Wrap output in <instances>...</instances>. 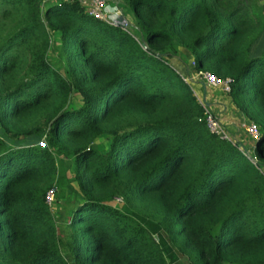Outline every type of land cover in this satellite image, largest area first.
<instances>
[{
	"label": "trees",
	"instance_id": "16d2710c",
	"mask_svg": "<svg viewBox=\"0 0 264 264\" xmlns=\"http://www.w3.org/2000/svg\"><path fill=\"white\" fill-rule=\"evenodd\" d=\"M115 4L125 27L78 0H0V264H169L171 250L264 264V0ZM179 47L194 70L229 78L258 127L254 154L208 128L168 62ZM63 155L77 192L59 238L45 194L62 195Z\"/></svg>",
	"mask_w": 264,
	"mask_h": 264
},
{
	"label": "crops",
	"instance_id": "0c3cea01",
	"mask_svg": "<svg viewBox=\"0 0 264 264\" xmlns=\"http://www.w3.org/2000/svg\"><path fill=\"white\" fill-rule=\"evenodd\" d=\"M107 9L112 8L111 6H116L115 4L116 0H105ZM112 4V5H110ZM120 12L123 14V17L127 20L128 17L125 15L121 9H119ZM113 13V12H112ZM114 15L112 16V18ZM115 18V17H114ZM179 50L181 51L180 56H174L169 58L168 62L170 65L182 76L184 74L190 73V79L191 82V88L199 90L200 92V101L204 104V106L210 110L221 126L223 128L227 127L233 128V131H229L228 129L225 130L231 139L239 146H242L246 149L244 144H248L249 146L254 147V141L253 139L244 131V129L241 127V122H247L249 121L247 117L235 107L234 103L230 99L227 92H224L221 90L220 86L218 85H212L209 83H206L201 78L194 76L193 72L194 66L190 57V54L185 51L184 48L179 47ZM184 51V52H183ZM184 53V54H183ZM187 53V54H186ZM189 55V56H188ZM229 125L228 126H225ZM248 150V149H246Z\"/></svg>",
	"mask_w": 264,
	"mask_h": 264
},
{
	"label": "rangeland",
	"instance_id": "374dc122",
	"mask_svg": "<svg viewBox=\"0 0 264 264\" xmlns=\"http://www.w3.org/2000/svg\"><path fill=\"white\" fill-rule=\"evenodd\" d=\"M110 5H112V4H110ZM111 7H114V6L112 5ZM126 23H127V21H126ZM125 26H126V24L124 25V27ZM53 38L56 39L57 35L53 34L52 35V39ZM185 51L188 53L187 50H185ZM48 57L51 60L52 66L54 68L60 70L61 69L60 65L53 59L52 55L49 54ZM189 75H190V73L189 74H184V75H182V78L184 79L185 82H187L189 84V86H191V84H190L191 82L189 81V79H190ZM191 90H192L193 94L195 95L196 99L199 102H201L200 101L201 96H200L199 90L195 89V87L193 89L191 88ZM69 99H70V101L67 104L68 107H76V106L79 105L78 95L76 93H73ZM225 126L229 127V125H226V124H225ZM227 129H228L227 127L223 128L224 131L227 130ZM228 130L231 132V131H233V128H229ZM225 133L228 136V138H232V137H230V135H228V133L226 131H225ZM40 140H41L40 138H37L32 143H38ZM20 143L21 144H25L27 142H24L23 140H18L16 142H12V144H15V145L20 144ZM94 143H95L94 145L97 146L101 150L107 148V138L104 137V136H101V137H98V139H95ZM244 145H245L246 149H248L246 151L249 154H254V147L249 146L248 144H244ZM259 169L262 172H264V165L262 166L260 164ZM57 175H58V177L60 179V182L62 184V195L61 196L58 195V198L56 197V199H55L54 193L57 192V187L56 188L54 187L55 189L53 187L49 188V189H52V190L54 189V193L52 195V198L49 200L48 205L51 207V210L53 212V216L55 218V225H56V229H57V235H58L59 238L60 237L63 238L64 234H66L68 232V229L66 227V224L63 222V219L65 217L67 219V215H68V212H69L68 211L69 210V206H70L71 201H72L71 197L75 194V193L72 192V190H76V192H77V185H76V182L73 179V168H72L71 157L63 155L61 162L57 161ZM63 182H64V184H63ZM109 203H111L115 207H119L122 204V199H120L118 197H116V198L114 197L113 199H111L109 201ZM57 210L60 211V215L58 213H56ZM154 238L157 240L155 235H154ZM170 255L173 256V257H171L172 259L175 257V255H176V258L174 259L175 261L173 260V262L172 261H168L169 264H191L189 259L185 255H182L180 257V253L175 252L173 250H171ZM171 258H169V259H171Z\"/></svg>",
	"mask_w": 264,
	"mask_h": 264
},
{
	"label": "built area",
	"instance_id": "2783aa9c",
	"mask_svg": "<svg viewBox=\"0 0 264 264\" xmlns=\"http://www.w3.org/2000/svg\"><path fill=\"white\" fill-rule=\"evenodd\" d=\"M78 2L81 4L86 14L94 18L101 19V20L108 21V22H112V20L117 15V13L120 12V10H118L116 6L110 9H107L105 0H78ZM113 15L114 17L112 18ZM193 75L201 78L206 83L220 86L221 90L224 92L229 91V78L228 77L219 78L211 74L210 72L203 71V70H195ZM205 118H206V124L211 131L217 133L221 137L228 138V136L226 135L225 131L223 130V127L221 126L217 118L207 108L205 109ZM241 127L253 139V141L257 139L258 127L255 123L251 121L241 122ZM228 139H231V138H228ZM248 156L254 165L259 164V162L254 156H250V155ZM53 192H54V189L53 190L48 189L46 191L45 201L47 203L52 198Z\"/></svg>",
	"mask_w": 264,
	"mask_h": 264
},
{
	"label": "water",
	"instance_id": "95a60500",
	"mask_svg": "<svg viewBox=\"0 0 264 264\" xmlns=\"http://www.w3.org/2000/svg\"><path fill=\"white\" fill-rule=\"evenodd\" d=\"M112 23L120 25L123 27L126 23V20L123 17V14L121 12H118L117 15L115 16V18L112 20ZM140 44L142 47L145 46L144 42H141Z\"/></svg>",
	"mask_w": 264,
	"mask_h": 264
},
{
	"label": "clouds",
	"instance_id": "9594fccd",
	"mask_svg": "<svg viewBox=\"0 0 264 264\" xmlns=\"http://www.w3.org/2000/svg\"><path fill=\"white\" fill-rule=\"evenodd\" d=\"M118 10H119V9H118ZM125 20H126V19H125ZM126 21H127V20H126ZM110 23H112V22H110ZM113 24H114V23H113ZM125 24H126V23H125ZM255 141H256V140H254V142H255ZM234 142H235V141H234ZM236 143H237V142H236ZM254 145H255V143H254ZM237 146H238L239 148L241 147V148H242V150H243V149H245L244 147H242V146H239L238 144H237ZM245 150H246V149H245ZM247 155H248V154H247ZM259 164H260V163H259ZM259 164H258V165H259ZM258 165H256V166H258ZM115 198H116V197H115Z\"/></svg>",
	"mask_w": 264,
	"mask_h": 264
}]
</instances>
